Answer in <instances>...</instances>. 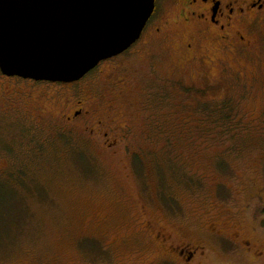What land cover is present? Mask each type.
<instances>
[{
    "label": "rangeland",
    "instance_id": "rangeland-1",
    "mask_svg": "<svg viewBox=\"0 0 264 264\" xmlns=\"http://www.w3.org/2000/svg\"><path fill=\"white\" fill-rule=\"evenodd\" d=\"M162 1L163 35L82 83L12 80L20 112L0 87V264H179L160 227L193 264H264V41L190 61Z\"/></svg>",
    "mask_w": 264,
    "mask_h": 264
},
{
    "label": "water",
    "instance_id": "water-1",
    "mask_svg": "<svg viewBox=\"0 0 264 264\" xmlns=\"http://www.w3.org/2000/svg\"><path fill=\"white\" fill-rule=\"evenodd\" d=\"M155 7L156 0H0V70L78 82L134 46Z\"/></svg>",
    "mask_w": 264,
    "mask_h": 264
},
{
    "label": "flooded vegetation",
    "instance_id": "flooded-vegetation-1",
    "mask_svg": "<svg viewBox=\"0 0 264 264\" xmlns=\"http://www.w3.org/2000/svg\"><path fill=\"white\" fill-rule=\"evenodd\" d=\"M162 2V0H156L154 14L148 22L141 39L124 54L101 63L97 68L105 63L128 56L135 50L138 44L142 43L146 36L150 37L155 35L158 37L163 35V29L160 25L161 22H157L159 14L164 12L161 7ZM169 3V6H173L181 18V20L175 21L174 24L176 26L181 25L188 33L189 38L186 39L183 47L185 51L194 54L190 61L195 60L199 55V51L202 49H207V53H211V51L219 53L236 52L243 56L247 54L248 50H254L258 44L264 41V0H169ZM169 26L168 24L165 25L166 33H169ZM210 43L211 47L206 48ZM199 56L203 57L202 55ZM209 61L213 62L211 55ZM214 61L222 62L220 58L215 57ZM87 76L78 82L69 84L61 83L59 85L67 87L75 86L82 83ZM12 80L18 82L28 81L19 77L5 76L0 70V87H4L5 91V104L3 107L20 112L21 110L19 109L21 106L19 104L21 101L20 94L22 92L20 90H12L9 86ZM176 83L180 84L181 80H176ZM14 91L15 94L13 93ZM85 102L87 101H77L79 108L74 110L70 117H66V121L72 122L81 116L84 113V109L82 108L85 106ZM7 104L15 105L9 108ZM86 114L87 117L90 116L89 111ZM98 125L102 127L104 126V122L100 121ZM104 139L105 146L109 148L117 145L116 141L110 144L108 133H104ZM160 229L161 231H157L155 238L161 242L162 246H166V252L173 253L180 261L179 264H193L202 248L175 244L172 241V236L163 227H160ZM241 245L245 247L246 243L242 242Z\"/></svg>",
    "mask_w": 264,
    "mask_h": 264
}]
</instances>
